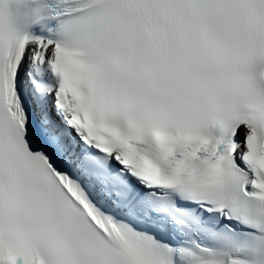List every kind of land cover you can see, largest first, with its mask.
<instances>
[{
    "label": "snow or ice",
    "instance_id": "obj_1",
    "mask_svg": "<svg viewBox=\"0 0 264 264\" xmlns=\"http://www.w3.org/2000/svg\"><path fill=\"white\" fill-rule=\"evenodd\" d=\"M0 264H264V0H0Z\"/></svg>",
    "mask_w": 264,
    "mask_h": 264
}]
</instances>
